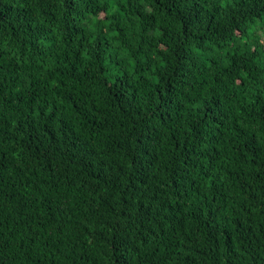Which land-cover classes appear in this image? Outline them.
I'll use <instances>...</instances> for the list:
<instances>
[{
	"label": "trees",
	"instance_id": "16d2710c",
	"mask_svg": "<svg viewBox=\"0 0 264 264\" xmlns=\"http://www.w3.org/2000/svg\"><path fill=\"white\" fill-rule=\"evenodd\" d=\"M0 264H264V0H0Z\"/></svg>",
	"mask_w": 264,
	"mask_h": 264
}]
</instances>
